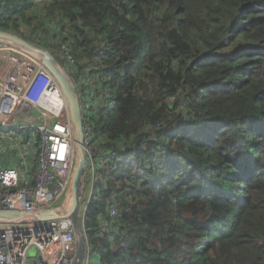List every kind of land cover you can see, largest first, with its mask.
I'll return each instance as SVG.
<instances>
[{"label": "trees", "instance_id": "obj_1", "mask_svg": "<svg viewBox=\"0 0 264 264\" xmlns=\"http://www.w3.org/2000/svg\"><path fill=\"white\" fill-rule=\"evenodd\" d=\"M0 30L76 60L90 264H264V0H0Z\"/></svg>", "mask_w": 264, "mask_h": 264}, {"label": "built area", "instance_id": "obj_2", "mask_svg": "<svg viewBox=\"0 0 264 264\" xmlns=\"http://www.w3.org/2000/svg\"><path fill=\"white\" fill-rule=\"evenodd\" d=\"M18 50L19 47L11 42L0 40L3 63L11 66L10 71L0 75V130H3L0 142H7L2 151L7 153L3 155H8L6 158L12 165L19 166V158L28 160L19 148V130L30 132L33 143H38L34 155L37 163L36 172H33L30 165L19 168L0 162V212L37 216L63 203L77 150L74 127L62 90L37 59L35 62L33 58L23 59L28 63H19L24 61H19ZM62 53L63 70L69 74L74 70L76 60L65 46ZM24 110L26 116L22 119L20 113ZM83 131L93 184L105 159L96 151L93 128L84 122ZM91 196L92 193L81 209L83 220ZM117 217V208L112 206L99 235L107 233ZM77 244L69 214L45 222L0 219V264H74ZM85 264H90V256Z\"/></svg>", "mask_w": 264, "mask_h": 264}, {"label": "water", "instance_id": "obj_3", "mask_svg": "<svg viewBox=\"0 0 264 264\" xmlns=\"http://www.w3.org/2000/svg\"><path fill=\"white\" fill-rule=\"evenodd\" d=\"M0 39L7 40L16 44L20 48L34 54L38 60L46 67V69L54 77L55 81L63 91L68 104L72 123L75 132L76 142V160L71 174V181L68 193L63 203L50 212H45L37 216H24L18 213L0 212V219L4 220H23L26 222H45L52 221L69 214L77 236V256L74 264H85L89 243L84 228L82 217V203L89 181V169L91 161L85 153L84 143V121L82 115V107L77 93V88L73 81L62 71L59 62L51 54L50 51L39 48L25 41L20 36L10 32L0 30Z\"/></svg>", "mask_w": 264, "mask_h": 264}, {"label": "crops", "instance_id": "obj_4", "mask_svg": "<svg viewBox=\"0 0 264 264\" xmlns=\"http://www.w3.org/2000/svg\"><path fill=\"white\" fill-rule=\"evenodd\" d=\"M2 55H4V54H0V59L2 60V66H0V75H5V72H7V71H10L11 70V66L9 65V64H4L3 63V58H2ZM20 56V55H19ZM30 58H33L32 57V55L31 54H29V53H25V54H22V56L19 58V61H21V60H23V59H30ZM24 62H19V63H23V64H26V63H28V61H26V60H23ZM1 131H3V130H0V133H1ZM28 132V131H27ZM21 132H19V134H20ZM23 136L24 135H20L19 136V140L21 141V147H19L20 148V150H22L23 152H24V141H23ZM37 142V141H36ZM7 144V142L5 141V140H3V142H0V153L3 151V150H5L6 148L4 147V145H6ZM35 146H36V148H37V146H38V143H33ZM28 147V146H27ZM5 153H7V152H2L1 154H0V162H2V163H4L6 166H18V165H16V164H14V165H12V163H11V161L9 160V159H7L6 157L8 156L7 154L6 155H3V154H5ZM24 154H27L28 156H27V159L28 160H22V159H20L19 158V168H22L23 166H26V165H30L31 166V168L33 169V172H36V163H37V161H36V158L35 157H32L31 156V154H28V152H26V153H24Z\"/></svg>", "mask_w": 264, "mask_h": 264}, {"label": "rangeland", "instance_id": "obj_5", "mask_svg": "<svg viewBox=\"0 0 264 264\" xmlns=\"http://www.w3.org/2000/svg\"><path fill=\"white\" fill-rule=\"evenodd\" d=\"M23 50V51H22ZM20 52V56L19 58L22 56V54H25V53H28L26 50L22 49V48H19L18 50ZM30 54V53H29ZM32 57H33V60L34 62L36 61V56L32 54ZM62 55H61V59H62ZM63 65V64H62ZM61 65V66H62ZM0 66H2V60L0 59ZM75 75H77V73L74 72ZM70 77L71 80L74 81L75 84H77V81L75 80L73 74L72 75H68ZM85 83V82H84ZM26 111L24 110L22 113H20L21 115V118L24 119L25 116H26ZM30 115L32 113H29ZM19 132H21L20 134H18V136L20 135H24L23 136V141L25 142L23 145H24V153L28 152V154H31L32 157H34V155L36 154L37 152V148L36 146L33 144V139H31L33 136L30 132H27V131H24V130H19ZM75 135V133H74ZM28 146V147H27ZM77 150V149H76ZM26 157L28 156L27 154L25 155ZM76 160V158H75ZM92 193V182H88L87 186H86V191H85V195H84V198H83V203H82V207L86 206V202L88 201L90 195ZM34 254V251L31 252V256H33Z\"/></svg>", "mask_w": 264, "mask_h": 264}, {"label": "clouds", "instance_id": "obj_6", "mask_svg": "<svg viewBox=\"0 0 264 264\" xmlns=\"http://www.w3.org/2000/svg\"><path fill=\"white\" fill-rule=\"evenodd\" d=\"M0 40H3V39H0ZM5 41H7V40H5ZM10 42V41H9ZM12 43V42H11ZM13 44V43H12ZM15 46H17L16 44H14ZM17 47H19V46H17ZM20 48V47H19ZM23 49V48H22ZM23 51V50H22ZM28 52V51H27ZM28 53H30V52H28ZM31 55H32V53H30ZM34 55V54H33ZM62 57H64V56H62ZM36 59L38 60V57L36 56ZM39 61V60H38ZM40 62V61H39ZM62 64H60V67H61V69H62V71L64 72V70H63V67H64V65H65V62H64V58H62ZM40 64H41V62H40ZM41 65H43V64H41ZM62 65V66H61ZM45 67V66H44ZM45 69H46V67H45ZM47 70V69H46ZM49 72V71H48ZM74 72V70L71 72V73H69V74H67V73H65L67 76L68 75H72V73ZM50 73V72H49ZM51 74V73H50ZM53 77V76H52ZM69 77V76H68ZM70 78V77H69ZM53 79H54V77H53ZM55 80V79H54ZM73 81V80H72ZM56 82V81H55ZM57 83V82H56ZM73 83H74V81H73ZM75 84V83H74ZM59 86V85H58ZM75 86H76V88H77V93H78V96H80V94H79V90H78V87H77V84H75ZM61 89V88H60ZM63 92V91H62ZM65 97V96H64ZM79 99H80V97H79ZM67 102V101H66ZM68 105V104H67ZM83 121H84V119H83ZM74 127V126H73ZM75 133V132H74ZM76 143V142H75ZM88 182H91V180H90V174H89V181ZM93 192V191H92ZM83 222H84V220H83ZM88 257H89V253H88ZM88 257H87V259H88Z\"/></svg>", "mask_w": 264, "mask_h": 264}]
</instances>
